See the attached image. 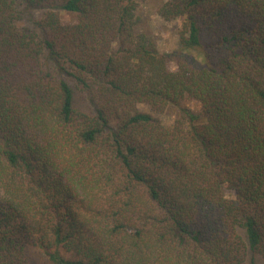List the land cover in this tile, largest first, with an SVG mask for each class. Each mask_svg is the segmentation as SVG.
I'll use <instances>...</instances> for the list:
<instances>
[{
    "label": "trees",
    "instance_id": "16d2710c",
    "mask_svg": "<svg viewBox=\"0 0 264 264\" xmlns=\"http://www.w3.org/2000/svg\"><path fill=\"white\" fill-rule=\"evenodd\" d=\"M157 12L0 0V264H264V0Z\"/></svg>",
    "mask_w": 264,
    "mask_h": 264
},
{
    "label": "rangeland",
    "instance_id": "374dc122",
    "mask_svg": "<svg viewBox=\"0 0 264 264\" xmlns=\"http://www.w3.org/2000/svg\"><path fill=\"white\" fill-rule=\"evenodd\" d=\"M168 0H136L138 6V15L140 24L138 31L151 35L160 50V52H169L179 47V30L182 28L183 21L181 19L174 21H165L158 15V9ZM35 17L42 16L41 11H35ZM65 22L75 21L76 16L61 12ZM28 21V20H27ZM29 22V21H28ZM31 23V22H30ZM28 24V23H27ZM174 67V65H172ZM182 108L190 109L194 112H200V105L194 100H186L182 104ZM182 108L177 106L168 107L163 111L152 109L146 104L139 105L141 111L152 114L159 118L165 125H171L177 120L182 112ZM2 197L0 191V199ZM36 264H48L40 254L33 253Z\"/></svg>",
    "mask_w": 264,
    "mask_h": 264
}]
</instances>
